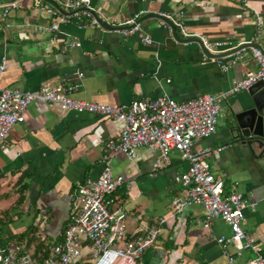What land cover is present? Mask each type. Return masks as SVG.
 <instances>
[{
	"label": "crops",
	"instance_id": "0c3cea01",
	"mask_svg": "<svg viewBox=\"0 0 264 264\" xmlns=\"http://www.w3.org/2000/svg\"><path fill=\"white\" fill-rule=\"evenodd\" d=\"M7 1L0 0V16ZM247 2L264 19V0ZM18 4L7 18L9 28L0 21V59L6 56L8 62L0 89L38 91L50 80L77 82V74L82 73L81 86L74 94L79 100L113 107L142 97L166 96L184 102L227 91L257 68L248 48L224 59H208L196 44L174 40L170 29L158 20L142 22L144 34L151 39L145 44L137 35L123 38L95 27L78 29L77 18L71 16L59 24L58 31H44L52 22L41 9L45 3L18 0ZM92 5L100 17L114 25L134 14L175 16L182 11L191 34L206 42H220L225 49L246 44L254 35L253 17L242 8L241 0H93ZM177 34L182 38L178 30ZM71 41L80 46L69 47ZM232 57L237 63L223 70L219 61L225 63ZM250 99L248 91H243L223 102L215 134L195 143L193 151L224 148L207 159L208 166L224 181L227 192L237 182L247 204L255 203L254 210H246L242 228L264 251V167L244 148L231 145L227 130L231 111L248 105ZM121 129L119 120L79 114L42 100L32 102L24 122L11 129L6 148L0 150V199L15 194L16 200V205L9 207L12 215L5 220L11 226L3 231L0 228V246L32 227L50 244L60 241L72 192L85 179L99 178L103 142L118 138ZM187 167L173 151L169 166L160 168L147 148L136 149L132 158L118 155L112 162L114 175L125 179L116 192L115 205L122 206L126 214L127 236L159 229L156 242L139 264H228L214 240L230 234L223 220L216 219L205 229L199 206L176 216L170 212L172 199L183 196L174 176ZM20 194L24 201L18 204ZM251 255L244 252L235 264H244Z\"/></svg>",
	"mask_w": 264,
	"mask_h": 264
},
{
	"label": "built area",
	"instance_id": "2783aa9c",
	"mask_svg": "<svg viewBox=\"0 0 264 264\" xmlns=\"http://www.w3.org/2000/svg\"><path fill=\"white\" fill-rule=\"evenodd\" d=\"M92 1L58 0L57 3L64 11L75 12L71 17L77 18L78 29L95 27L103 30L92 16L91 12H95ZM45 5L41 9L52 22L44 31L56 32L59 30V24L70 16L62 15L51 5L46 3ZM241 6L253 17L254 35L247 43L261 45L262 15L251 7L247 0H241ZM17 8H19L18 0L7 2L2 6L0 21L4 23L5 28L11 26L7 21L10 11ZM80 9L84 10L78 12L77 10ZM164 15L173 23L182 38L196 36L186 28L182 11L175 16ZM139 18L140 15L135 14L121 24L111 25L132 26L130 29L114 32L123 38L137 35L145 44H150V36L144 34L142 23H137ZM18 27H23V24ZM203 42L205 48L214 54L234 49H225L220 42L211 43L205 40ZM68 46L79 47L80 44L71 41ZM248 49L256 69L248 71L227 91L217 95H199L184 102H177L166 96L154 99L142 97L128 105L113 107L79 100L74 98V94L81 86L82 73L77 74V82H69L66 78H60L56 82L50 80L42 84L38 91L0 89V150L6 148V139L11 129L24 122L26 109L35 100H42L49 105L60 104L79 114H94L122 122L119 137L103 142V169L99 178L85 179L78 183L72 192L66 227L60 241L51 244L50 255L44 264H139L142 255L156 242L159 229L154 227L144 234L127 236L126 214L122 206L115 205L116 192L122 187L125 179L123 176L114 175L112 170V162L118 155L132 158L138 148H147L154 153L160 168L169 166L170 154L173 151L178 152L181 160L188 164L185 172L174 176V182L180 187L183 196L172 199L170 212L173 216L182 214L191 206L201 207L202 224L205 229H209L216 219L223 220L229 226V235L214 238L221 246L228 264H235L244 252L254 255L244 264H264L263 248L242 228L246 210H254L255 203L247 204L238 191L237 182L227 192L224 181L215 176L208 166L207 159L220 153L224 148L206 147L193 151L195 143L215 134L223 102L264 81V46L262 49L255 47ZM219 62L223 70L237 63L234 57L225 63ZM7 69V58L2 56L0 78ZM114 205L115 209H113ZM159 222L161 224L164 220ZM230 247L234 249L233 252L230 251ZM0 264L36 263L31 253L23 246L8 244L0 246Z\"/></svg>",
	"mask_w": 264,
	"mask_h": 264
},
{
	"label": "water",
	"instance_id": "95a60500",
	"mask_svg": "<svg viewBox=\"0 0 264 264\" xmlns=\"http://www.w3.org/2000/svg\"><path fill=\"white\" fill-rule=\"evenodd\" d=\"M16 1V0H9ZM44 3L56 8L62 15L72 16L75 12L64 11L55 0H41ZM6 2V3H7ZM84 9L77 10L82 11ZM92 16L98 21L101 28L105 31L114 32L122 29H130L132 26L114 27L104 21L97 13L91 12ZM135 15V14H134ZM133 15V16H134ZM158 20L164 23L171 31L174 40L181 44H196L201 53L208 59L220 60L226 57L235 55L236 53L250 47L262 49L260 44H242L232 50L226 52H220L217 54L208 51L201 38L194 36L190 38H180L177 34L176 28L173 23L164 15L147 12L141 16L137 23H142L147 20ZM264 21V19H263ZM264 26V25H263ZM264 39V35H263ZM250 103L246 106H242L240 110H232L230 115V123L227 127L229 134V141L231 145L244 148L252 158L259 160L264 167V81L258 82L253 85L249 90Z\"/></svg>",
	"mask_w": 264,
	"mask_h": 264
},
{
	"label": "trees",
	"instance_id": "16d2710c",
	"mask_svg": "<svg viewBox=\"0 0 264 264\" xmlns=\"http://www.w3.org/2000/svg\"><path fill=\"white\" fill-rule=\"evenodd\" d=\"M23 201V195L20 194L17 199V203L21 204L23 203ZM37 235L38 231L32 227L23 232L22 234L14 237L13 240L16 242L15 245L23 246L31 253L36 264H44L46 259L50 255L51 244L46 241V238L41 239Z\"/></svg>",
	"mask_w": 264,
	"mask_h": 264
},
{
	"label": "rangeland",
	"instance_id": "374dc122",
	"mask_svg": "<svg viewBox=\"0 0 264 264\" xmlns=\"http://www.w3.org/2000/svg\"><path fill=\"white\" fill-rule=\"evenodd\" d=\"M262 46H264V41L260 42ZM15 194H7V197L1 198L0 199V228L2 229V231L7 227H10L11 225L9 224V222L5 221L7 218H9L12 214H11V209H9V207L12 205H16V200H15ZM13 207V206H12ZM10 245H15V241L11 240V242H9ZM254 257V255L252 254L250 258Z\"/></svg>",
	"mask_w": 264,
	"mask_h": 264
}]
</instances>
